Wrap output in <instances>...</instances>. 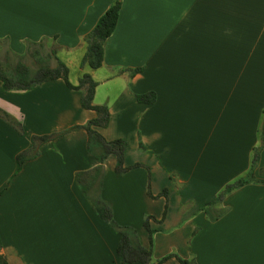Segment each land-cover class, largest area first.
Here are the masks:
<instances>
[{
    "label": "crops",
    "instance_id": "1",
    "mask_svg": "<svg viewBox=\"0 0 264 264\" xmlns=\"http://www.w3.org/2000/svg\"><path fill=\"white\" fill-rule=\"evenodd\" d=\"M112 1L0 0V65L6 50L17 62L50 39L72 84L84 73L97 82L93 103L110 113L99 132L127 141L124 165L142 164L117 173L108 155L100 196L144 247V217H163L151 221L153 262L173 252L197 264H264V0H122L102 65L81 67L84 35ZM27 41L35 43L27 48ZM148 91L154 102L137 100ZM82 93L61 78L24 90H4L0 81V108L9 116H0V253L9 264H122L120 234L82 188L99 165L86 130L43 143L17 167L33 135L96 116L82 106ZM240 178L207 206L220 214L212 220L203 206Z\"/></svg>",
    "mask_w": 264,
    "mask_h": 264
},
{
    "label": "trees",
    "instance_id": "2",
    "mask_svg": "<svg viewBox=\"0 0 264 264\" xmlns=\"http://www.w3.org/2000/svg\"><path fill=\"white\" fill-rule=\"evenodd\" d=\"M122 0H113L111 5L101 14V16L96 21L92 29L84 35V41L86 42V51L81 59L80 66L88 65L90 68H98L102 65L104 58V42L113 33L120 13ZM35 42H26L27 48ZM53 58L56 60L55 66L51 67L48 64H40L32 72L31 76L28 77L29 68L21 63L16 62L15 65V77L8 76L0 65V81L4 90H24L28 89L36 84L61 78L64 80L65 84L72 89H83L81 103L86 109H91L95 111L96 116L91 118L86 123L82 125H74L68 130L61 132H53L45 135H33L32 146L16 155L17 167H21L24 161L34 158L39 153L40 146L61 134L66 133L69 130L83 128L86 130L88 135L87 149L98 161L94 170L96 171V178L92 179L88 184L82 186L84 192L92 201L98 216L107 222L114 230L120 234V239L117 245V254L122 264H131L134 262H139L140 264H162L165 260L170 257H175L180 264H197L194 256L190 258H182L176 253H168L165 256L152 261V246H153V234L156 228H153L151 221L160 222L156 220L152 215H146L143 219V227L148 232L149 246L144 247L140 244L137 236V230L129 225L119 224L113 217L111 207L101 198L100 189L102 185V163L110 154H114L116 157L115 171L117 173H123L128 169L140 166V163H134L130 166L124 165V152L127 147V141L122 138H116L108 140L99 132L98 128L105 127L110 118V113L107 105L104 104H94L93 97L97 82L92 79L88 73L82 74L77 85L72 84L68 78V67L63 61H61L56 55L54 49L50 51ZM11 50H6L4 55L6 60H10L9 54ZM15 56H17L15 54ZM141 67L131 69L130 74L138 72ZM136 98L138 101L142 102H154L156 99V94L154 91H148L142 94H137ZM0 116L7 118L9 120L8 114L0 108ZM19 133H23L22 125L15 121H10ZM260 147H255L252 155V167L256 164L259 156ZM78 179L81 180V174L78 173ZM246 179L240 178L232 183L227 184L216 196L213 201L206 203L203 209L209 213L207 208L208 205L223 198V196L229 192L234 187H237L245 182ZM149 194L151 192L149 191ZM166 189L162 190L161 195L166 197ZM166 213V206L163 212V216ZM210 214V213H209ZM220 214H210L212 220L218 218ZM197 231L194 229L192 235ZM0 264H9L7 258L4 254L0 253Z\"/></svg>",
    "mask_w": 264,
    "mask_h": 264
},
{
    "label": "rangeland",
    "instance_id": "3",
    "mask_svg": "<svg viewBox=\"0 0 264 264\" xmlns=\"http://www.w3.org/2000/svg\"><path fill=\"white\" fill-rule=\"evenodd\" d=\"M52 47V40H43L41 43L31 46V49L28 53L20 57L21 63L25 64L29 68L28 77L31 76L32 72L39 66L40 64H53L54 59L50 52V48ZM15 58L10 60H5L1 64V68L4 72L11 77H15ZM88 68V67H86ZM89 69V68H88ZM70 79L75 80L74 68L72 73L70 74ZM96 172H94L91 176L96 178ZM89 177L86 178V183L90 180Z\"/></svg>",
    "mask_w": 264,
    "mask_h": 264
}]
</instances>
